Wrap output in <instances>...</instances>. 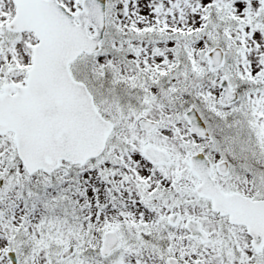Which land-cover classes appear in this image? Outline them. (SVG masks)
Here are the masks:
<instances>
[{"label": "snow or ice", "instance_id": "obj_1", "mask_svg": "<svg viewBox=\"0 0 264 264\" xmlns=\"http://www.w3.org/2000/svg\"><path fill=\"white\" fill-rule=\"evenodd\" d=\"M0 264H264V0H0Z\"/></svg>", "mask_w": 264, "mask_h": 264}]
</instances>
